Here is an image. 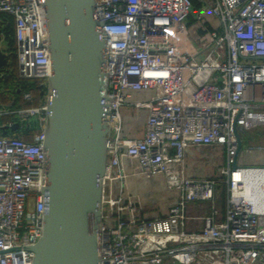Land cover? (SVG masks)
Listing matches in <instances>:
<instances>
[{
	"label": "built area",
	"instance_id": "1",
	"mask_svg": "<svg viewBox=\"0 0 264 264\" xmlns=\"http://www.w3.org/2000/svg\"><path fill=\"white\" fill-rule=\"evenodd\" d=\"M95 1L108 125L98 264H264V191L258 204L247 189H264V159L247 157L264 147L239 148L242 129L264 125V0ZM0 12L14 18L19 75L47 85L43 105L0 106L1 130L23 119L32 136L0 135V264H32L46 224L50 37L42 0H0Z\"/></svg>",
	"mask_w": 264,
	"mask_h": 264
},
{
	"label": "water",
	"instance_id": "2",
	"mask_svg": "<svg viewBox=\"0 0 264 264\" xmlns=\"http://www.w3.org/2000/svg\"><path fill=\"white\" fill-rule=\"evenodd\" d=\"M50 37L56 96L49 106L46 224L32 264H98L95 231L101 220L100 178L107 160L104 122L105 41L95 0H42ZM10 53L0 48V72ZM20 123L3 126V134ZM241 148V139L239 138Z\"/></svg>",
	"mask_w": 264,
	"mask_h": 264
},
{
	"label": "trees",
	"instance_id": "3",
	"mask_svg": "<svg viewBox=\"0 0 264 264\" xmlns=\"http://www.w3.org/2000/svg\"><path fill=\"white\" fill-rule=\"evenodd\" d=\"M3 24V25H2ZM1 26L3 27L4 33L9 41L10 45V57L14 58L15 63V69L13 71H9V67L6 66L5 69L1 74H5L6 79L1 78L0 79V103L6 102L8 99H15V103L13 105L14 108H22L27 106H40L45 103L46 99V92H47V85H42L41 82L38 79H29L21 77L18 73L17 68V60L15 56L16 51V42H15V35H14V18L9 13L0 12V30ZM12 84V89L10 91L2 90L3 86H7V88L10 87ZM6 88V87H3ZM19 91V92H18ZM25 91H29L33 95V99L29 104H26L22 100V94ZM2 121H5L6 118L1 117ZM1 129V128H0ZM3 132L0 130V135H2ZM28 134H16L13 133L12 136L14 137H20L22 139H25L27 141L32 140V136Z\"/></svg>",
	"mask_w": 264,
	"mask_h": 264
},
{
	"label": "rangeland",
	"instance_id": "4",
	"mask_svg": "<svg viewBox=\"0 0 264 264\" xmlns=\"http://www.w3.org/2000/svg\"><path fill=\"white\" fill-rule=\"evenodd\" d=\"M0 48L3 51H6L8 53L11 52L9 41L4 34L0 35ZM8 67H9V71H13L15 69V63H14L13 57H9ZM5 74H1L0 79L3 77H4L3 79H6V76H4ZM31 121H33L37 125L36 118H32ZM1 125H2V119L0 118V128H1ZM21 126H22V129L20 131L11 132V134L12 135L13 133L22 134V130L25 129V126H26V121L23 119L21 120ZM240 137L242 140V153L248 149L264 147V125L258 126V127H246L240 131ZM247 157H249L250 162H256L259 160L263 161L264 153L256 152V153H253L252 155H247ZM261 164H264V162H261Z\"/></svg>",
	"mask_w": 264,
	"mask_h": 264
},
{
	"label": "bare ground",
	"instance_id": "5",
	"mask_svg": "<svg viewBox=\"0 0 264 264\" xmlns=\"http://www.w3.org/2000/svg\"><path fill=\"white\" fill-rule=\"evenodd\" d=\"M260 187H261V183L259 182L258 184H256L254 180H250L248 187H247L249 195L258 204L260 203L258 196L260 193H262V191H264V189H260Z\"/></svg>",
	"mask_w": 264,
	"mask_h": 264
},
{
	"label": "crops",
	"instance_id": "6",
	"mask_svg": "<svg viewBox=\"0 0 264 264\" xmlns=\"http://www.w3.org/2000/svg\"><path fill=\"white\" fill-rule=\"evenodd\" d=\"M3 25V24H2ZM0 34H4L5 35V33H4V30H3V27L1 26V30H0ZM6 36V35H5ZM7 38V37H6ZM3 87H6V88H3ZM2 87V90H7V91H10V89H12L13 87H12V84L10 85V87L9 88H7V86H3ZM12 98L11 99H8L6 102H1L0 103V106H2V105H4V106H10L11 104H12ZM3 122L4 121H2V124H3Z\"/></svg>",
	"mask_w": 264,
	"mask_h": 264
},
{
	"label": "flooded vegetation",
	"instance_id": "7",
	"mask_svg": "<svg viewBox=\"0 0 264 264\" xmlns=\"http://www.w3.org/2000/svg\"><path fill=\"white\" fill-rule=\"evenodd\" d=\"M19 92V91H18Z\"/></svg>",
	"mask_w": 264,
	"mask_h": 264
}]
</instances>
